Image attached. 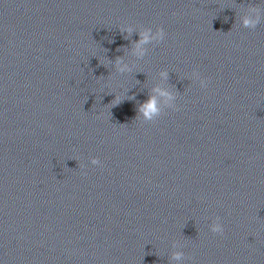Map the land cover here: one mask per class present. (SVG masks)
Listing matches in <instances>:
<instances>
[{
    "label": "clouds",
    "instance_id": "1",
    "mask_svg": "<svg viewBox=\"0 0 264 264\" xmlns=\"http://www.w3.org/2000/svg\"><path fill=\"white\" fill-rule=\"evenodd\" d=\"M244 24H245V26H251L254 24V22L251 20L245 19ZM122 31H123V29H122ZM127 31L130 33L131 29H127ZM164 35H165L164 29L160 28L156 32L155 38L163 39ZM148 40H149L148 33L147 32L141 33V40L138 42V44L136 46L138 49V54H142V50H140V45L148 42ZM117 62H119V58H118ZM126 67L127 66H125L124 68H121L120 71H125ZM155 91L160 92V89H155ZM161 95L167 96L168 93L161 92ZM116 103H119L118 99H114L113 105L115 106ZM139 111L142 112L147 119H149V120L152 119V117L159 112V109L156 106V98L154 96L149 97V99L146 102H144L142 105H140ZM93 163H98V161L94 160ZM212 232L215 234H221L222 235L224 232V228L222 225L216 224L215 226H213ZM180 258H181L180 253H177L174 255V259L179 260Z\"/></svg>",
    "mask_w": 264,
    "mask_h": 264
}]
</instances>
